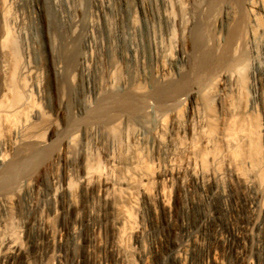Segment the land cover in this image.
Returning <instances> with one entry per match:
<instances>
[{
  "label": "rangeland",
  "instance_id": "374dc122",
  "mask_svg": "<svg viewBox=\"0 0 264 264\" xmlns=\"http://www.w3.org/2000/svg\"><path fill=\"white\" fill-rule=\"evenodd\" d=\"M179 1L8 0L6 2H9L7 4L9 9L7 8L8 10H3V12L0 5V30L5 26L9 32L5 48L7 50H4V58H6L8 66L19 69L18 67L22 63H29L36 67L39 79H42L43 83L46 84L45 89L39 93L36 91L30 93L25 91L26 93H24V90L20 89L18 97L25 98L26 94H30L29 98L32 96V101H39V107L44 111L46 108L43 107L42 102H45L49 109L44 115L46 118L43 116V119L47 122L53 121L59 132V136L49 143L44 157L31 164L27 172L22 175L23 178L18 181L20 182L17 184L18 187L17 185L14 186L16 189L19 188L14 190L16 193L19 192L17 195L19 197L23 194L22 188L26 187H22L25 181H28L29 187L33 185L36 189L38 188L39 195L35 188L26 194L27 197H32L33 202L40 201L39 199L45 192L53 187L55 189L57 186V194L50 205L45 204L42 206L43 208H41V204L38 206L39 208L26 207L27 197L25 195L20 199L16 198L17 201H13V204L5 202L7 205L5 203L0 205L2 207L0 208V238L6 239V241L7 239L11 240L17 248H20V251L12 253L13 256L10 255L4 264H120V256L125 258L124 263L133 264L138 261L136 254H138L137 249L140 243L143 244V247L145 246L144 248L148 251L147 254H150L151 260L153 259L152 262L158 264L161 259L169 260L171 250L183 239L184 226L182 225L197 230L199 221L205 217L207 212H210L211 216L213 215L209 229L212 228L211 226L216 229L218 227V230L223 232L222 234L226 238L225 241L218 239V242L217 237L214 238L216 235L210 231V233H204L202 241L204 238L203 245L206 247L200 249L197 247L193 250L191 254L192 264L206 262L207 248H213L214 245L217 249L221 248L220 250L226 255L230 263L241 264L239 263V256L234 252L236 245L239 244L242 248L245 246V250L241 248L242 251L244 250L243 252H252L258 239L259 242L262 240L260 243L261 250H258L260 253L256 249V252L253 251L252 253L256 256L257 264H264V234L262 232L255 231L252 238L249 234H243L245 240L230 237L231 234H228L231 230L230 226H237L244 233L243 224H246L245 222L248 221L247 218L249 217V207H247L249 197H246V194L249 196L251 190L242 187L228 173L227 161L222 156L224 153L226 154L225 151L228 148L226 143L220 140V133L231 116V123L237 119L234 122L235 126L241 124V126H245V128L243 127L245 131L249 127L247 132H251V134L248 132L251 139L247 140H249L252 153L254 155L257 153V157L259 153L264 155V140L260 130L263 116L259 109V100H255V97L262 91L260 86L263 83L264 70L254 65L255 53L252 51L255 48L252 47L255 35L256 42L264 35V33L260 34V29L262 30L264 27V13L259 11L255 15L256 19L251 18L247 8L248 0ZM165 11L168 12L169 17L164 19L163 12ZM88 22H91L93 26ZM4 23L5 25L2 26ZM10 29L13 31L11 32ZM88 35H92L97 43L93 52H91L92 50L89 51L87 47L86 36ZM196 37L200 38V48L193 46L196 45L194 42ZM262 39L264 40V36ZM207 50L213 59L210 65L205 68L196 66L195 60L202 58ZM90 52L93 55H90ZM89 55L93 56L91 60H89ZM82 57L87 58L84 60L87 69L83 76L79 70ZM160 60H164V69L161 68ZM14 62H17L16 65ZM238 64L240 68L237 66ZM226 69L234 71L235 74L233 75L236 79H233L232 82L235 84L238 80L236 86L239 85V88H242L237 89V91L241 90L238 92L242 93L241 95L237 91L234 92L233 97L236 98H233L230 92H228L229 95L218 93L221 92L220 81H223V74L227 73ZM184 78H187V81L186 84L182 85L181 81ZM181 85L183 89L188 87L200 89L197 100L200 103L199 106L202 107L200 109L204 110L202 112L209 117L210 122L208 123H211L210 126L208 124L207 128L211 140V144H209L211 147H208L210 150H203L197 134L192 136L191 140L199 158L204 157L201 159H204L202 167L210 168L215 165L225 173L223 180L227 185H230H226L227 190L230 191L228 192L229 196L226 200L224 199L226 202L219 196L213 197L208 203L203 201L191 202L187 189L177 182L167 184L169 189L165 187V190L167 189L166 194L169 196H167L168 206L164 208L160 203L158 205L157 201H153L156 200L154 195L155 187H157L155 177L159 163L151 156V148L144 146L143 149L145 150H143L140 145L141 149H138L139 145L133 143L132 136L141 129H147L143 132L149 136V131L153 128L159 115H162L164 122H168L170 105L174 109L177 108V112L180 110L178 115L183 116L182 120H186L189 108L187 101L181 104L168 100L166 102L168 106L161 108L158 99L161 100L164 96L160 99L161 95H152L155 86L160 87L162 95H168L173 93L175 88H180ZM62 95L65 103L57 111L58 98ZM222 95H228L227 98L230 96L233 102L231 101V104L228 105L227 98ZM40 96L43 97L41 103ZM127 98L137 108L135 117L131 118L126 111L124 112L119 108ZM250 103L255 104L256 107L258 104L257 109L259 111L255 107L256 111L253 110V113H249L248 105ZM171 106L170 108H172ZM95 108L97 109L96 116L92 113ZM228 108L233 109L234 113L232 114V110L229 111ZM244 108H247L249 115L245 114L249 117L253 115V118L242 115ZM99 109L100 111H98ZM229 112L232 115H229ZM243 118L245 119L243 120ZM126 122L128 127L125 125ZM125 133L128 134V138H126L127 135L124 136ZM168 133L167 130H164L163 135L166 136L163 137L166 140H172ZM42 136L43 138L45 136L46 140H44L48 141L46 132ZM62 136L74 138L72 139L73 144L68 148L71 157L69 156L66 162L54 159V153L62 147ZM6 139L7 132L0 128V149L6 148ZM125 139H128V142ZM97 140H102L101 142L105 144V147L107 144L114 148V154L119 159L113 167H109L104 160L103 152L97 146ZM111 140H113V144H111ZM84 144H88L92 152V155L90 153L88 157L89 163H93V165L90 163L91 167L94 168L91 170H98L96 172L91 171L92 177L90 179L92 180L88 178L89 183L82 182L80 178L83 158L81 149ZM99 147L101 146L99 145ZM217 152L222 154L217 156ZM213 154L217 157L215 162L212 161ZM200 155L202 156L200 157ZM220 156L223 157V161ZM258 159L263 164H261L262 162L257 163L259 165L257 168L261 169L257 172V178L259 176L257 180L263 185L264 157ZM93 161H98L99 164ZM136 162L140 164V167L144 165L150 169L151 166L150 171H154L153 174H155L154 179L145 183L149 193L147 198L138 190V185L141 182L140 170L138 168L133 170L129 167L125 169V172H122L120 169V163L134 164ZM147 162L148 165H146ZM242 164H240L242 171L247 173L248 167ZM147 168L143 169L148 170ZM1 169L0 166V171ZM97 174L106 175L105 177L110 178L109 180L113 182L114 186L109 185L106 189L102 187L98 183ZM52 176L53 178H51ZM119 180H123L121 185L118 183ZM68 181H70V186ZM62 186L65 187V190ZM14 191L9 190V193H7L8 191L5 193L10 196ZM16 193L14 192L15 195ZM149 201L154 203L151 204ZM233 202L237 203L238 207L236 206L237 209L233 210L236 211L235 213H230L225 210V203ZM46 206L50 207L49 214ZM40 212L45 215L44 222L46 224L31 226L27 223L32 216ZM228 219L233 221L232 225H228ZM230 220L229 223L232 222ZM1 242L3 241L1 240ZM1 245L2 243H0ZM161 255L162 258H160Z\"/></svg>",
  "mask_w": 264,
  "mask_h": 264
},
{
  "label": "bare ground",
  "instance_id": "6f19581e",
  "mask_svg": "<svg viewBox=\"0 0 264 264\" xmlns=\"http://www.w3.org/2000/svg\"><path fill=\"white\" fill-rule=\"evenodd\" d=\"M6 1H8V0H0V5H1L2 12H3V10H6L8 8V5L7 4H9V2L7 3ZM9 1H11V0H9ZM179 2H182V1L180 0ZM102 4H103V2H102ZM170 7H172V6H170ZM247 8H248L249 16L254 19L255 18V15L258 14L259 11H261V12L264 13V0H248V2H247ZM170 11H172V10H170ZM4 13L6 14L5 11H4ZM163 14H164L163 15L164 16L163 17L164 19L169 17L167 15L168 12L165 11V12H163ZM169 14H170V12H169ZM171 14H173V13H171ZM7 15H9V14H7ZM4 20L7 21L6 19H4ZM172 21H173V19H172ZM91 22L90 23L88 22V23L90 25H92ZM3 25H5V23L2 24V26ZM260 25H262V24H260ZM4 27L5 26H3L2 30H0V126H1L0 128H3L4 131L7 132V139L5 140V147L6 148L0 149V166L2 167V169L0 171V205L1 204L3 205V203H5V202L12 203L15 200L17 201L16 198H19L20 199V197H22L23 195H25L27 197L26 194L29 191H31V189H34L35 188L33 185H31L33 187L30 188L31 186L30 187L28 186V181L27 182L25 181L24 182V185H23L22 184L23 181H22V183H21L22 184V187L23 186H26L25 188H22L24 190L22 196L21 195H20V197L17 196V195H19V192L17 191V193H16V191H14V190H18L19 189V188L16 189L15 187H16L17 184L20 183L18 181L21 178H23L22 175H24L25 172H27L29 166H31V164H34L35 161H38L41 158H43L44 155H45V153H46V151H47V148H48L49 143H51L54 138H57L59 136V132H58V130L56 128V124L54 125L53 121L51 122V121L48 120L49 122H47L46 120L43 119V116L46 115V112L49 109V106L45 102H42L43 97L40 96L39 99H40V103L42 102L43 107L46 108L45 111L42 110L39 107L40 106L39 103H38L39 101L38 102H36V100H35V102H34V100L32 101L31 100V97L32 96L29 98V95L30 94L29 95L26 94V96H28V97L25 96V98L18 97V93L20 92L19 91L20 89L24 90V93H26L25 91H29V93L32 92V91H36L37 93H39V92L43 91V89H45V85L46 84L43 83L44 81L42 79H39L38 71H37L36 67L33 66V65H31V64H29V63H26V64L22 63V65L18 67L19 69H17V67L15 69V68H12V67H9L8 66V62H6V58H4L5 57L4 56L5 55L4 54V50L6 48V41H7V38L9 37L8 36L9 32L7 31L8 30L7 27H5V28ZM183 30H185V29H183ZM10 31H11V29H10ZM260 31H261L260 34L262 35V33H264V27H263L262 30L260 29ZM198 32H199V30H198ZM254 35H255V32H254ZM257 36H258V34H257ZM263 36H261V38H259L260 37V35H259V37H258L259 38V41L258 42L255 41L256 35H255V37L253 36L254 37L253 38V45L252 44L251 45H252V47L253 46L255 47V48H253L254 50L252 49V51H254V53H255V56L253 58L254 59V62H253L254 65L256 67H259V68H261V69L264 70V40L262 39ZM86 37H87V47H88V50L89 51L92 50L91 52H93V49L96 48L95 47L96 44H97L96 43V40H95V38H93L92 35H88ZM194 42L196 43V45H193V46L194 47L197 46V47L200 48V43H201L200 38L199 37H196V41H194ZM157 45L159 46V44H157ZM246 48H248V47H246ZM250 48H251V46H250ZM204 51H206V50H204ZM91 52H90V55L92 54ZM160 52H162V51L160 50ZM165 52H166V50H165ZM162 54H163V52H162ZM165 54H167V53H165ZM204 54L205 55H203L202 58L200 57V59L195 60L196 61V66L205 68V67H207V66L210 65L211 60H213V59H211L212 58L211 53L207 50V52H205ZM156 55H157V53H156ZM172 56H173V54H172ZM136 57H135V60H136ZM82 58H83V60H81V62L79 64V70H80L81 75L83 76V74L85 73V71L87 69L86 68L87 66H86V63L84 62V60L85 59L87 60V58H85V57H82ZM92 58H93V56H90L89 57V60H91ZM251 58H252V55H251ZM156 59H157V57H156ZM169 59H170V57H169ZM164 60H166L165 57H164ZM163 61L162 60L159 61L160 64H161V68L162 69H164V67H165V66H163L164 65L163 64ZM167 61H168V59H167ZM16 63L17 62H14L15 65H16ZM237 66L239 67V64ZM230 70L228 71L226 69L227 73L225 72L223 74V78H222L223 81L222 80L220 81V84H221L220 85V90H221V92L219 91L218 93L219 94L222 93V94H225L226 95V94H228V92H230L231 95H232V97H233V94L235 95L237 89L239 88V85H237L238 87L236 86V82H238V80L235 82V84L232 82V80L233 79H236V78L233 75V74H235L234 71L233 70L230 71ZM237 76H239V75H237ZM186 81H187V78H184L181 81L182 82V85L186 84ZM182 85L180 86V88H175L174 91H173V93L168 94V95H162L160 93V89H159L160 87L158 88V86L157 87L155 86V89L152 91V95H158V96L161 95L160 96V99L164 96V98H162L161 100L158 99V104H160L161 108L162 107L165 108V106L168 104V103H166L168 100H172V102L175 101V103L177 102V103H181V104H182V102L187 101V103L189 105V108H188V113L186 114V116H187L186 120H182L183 119L182 118L183 116L178 115V114H180L179 113L180 110L177 112V108H175L176 109V111H175V109L170 105L172 108H170V106H169V109L168 110H169V113H170L169 114L170 115V119H169V121L167 120L168 122H164L162 115H159L156 118V121H155V124H154L153 128L151 130L149 128L150 131L148 130L149 131V134H148L149 136L146 135V132L145 133L143 132L145 130L147 131V129H145V130H142L141 129V131L137 130L134 134L132 133L133 134L132 141H133L134 144L139 145L137 147L138 149H141V148L143 149L144 146H148V147L151 148V156L156 160V162L159 163V165H158L159 169H157L158 171H156L157 172L156 173V177H155V174H153L154 171H150L151 166H150V169H148L147 166H144L142 164L143 166H141V167L148 169V170H145V169L141 168L140 167V164H138L137 162L134 163V164H132V163L131 164H126V163L122 164V163H120V169H121L122 172H125L126 171L125 169H127L129 167L130 168H133V170H136L137 168L140 170V173H139L140 176H139V178H140L141 182L138 185V190L146 198L149 196V193L147 191V187H145V183H147L150 180L154 179V177L156 178L157 187H155V194H154L156 200H153V201H157L158 202V205L160 203V205L163 206L164 208H165V206H168V202H169L168 201V197L169 196L166 194V190L167 189L165 190V187H167V184L170 185L173 182L174 183L177 182L178 184H180L181 186H183V187H185L187 189L186 191H188V194H189V199H190L189 201H191V202H193V201L194 202L195 201H203V202L208 203V202H210L213 199V197L215 198L216 196L222 197L223 198V201H225L226 198L229 196V193L228 192H230L229 190H227V187H226L227 184L223 180L225 173L222 172L220 169H218L215 165H212V167H210V168L209 167H206L207 169L204 168V167H202V162H203L204 159L203 160H201V159L204 158V157L202 155H200V157L202 156L201 159H200L199 158V155H197V153L195 152L196 149L194 148V143L191 140V137L192 136H195L197 134L196 136L199 137L198 140H200L201 147L204 148L203 149L204 151H206L208 149V147L210 146L209 144H211L210 143L211 140L209 139L208 129H207L208 128V124H209L208 122H210V120H209V117L206 116V114H204L202 112L203 109L202 110L200 109L202 107L199 106L200 103L197 100V95L199 94V90L200 89L198 90V88H196V87H188L187 89H185V88L183 89L182 88L183 87ZM260 88L262 89V91L257 96L258 98L255 97V100H259V109H260V111L262 113V116H263V120H262L263 122H261L262 125L260 127V130L262 131L261 133H262L263 140H264V91H263L264 90L263 89L264 88V79H263V83L261 84ZM239 89H242V88H239ZM240 91H237V93L240 92ZM173 94H175V95L173 96ZM238 94H240V93H238ZM238 94H237V96H238ZM147 95H149V94L147 93ZM228 95L227 96L222 95V96L227 98ZM230 98L231 97L229 96V98H227V100H226L227 103H229L228 105H230L231 104V101H232ZM233 98H236V97H233ZM58 99H59V102H58V105L56 106V110L57 111H59L61 109L63 103H65L64 102L63 95L60 96V98H58ZM132 99H133V97H132ZM126 101H125V103L123 105H121V106L118 105L119 108L122 111H124V112L126 111L131 116V118L132 117H135L136 112H137V108L135 107L134 103L130 102V99L127 98ZM253 103H255V102H253ZM253 103H250V105H248L249 108L247 107L249 109L248 110L249 113L250 112L253 113V110L256 111L255 110V107L256 106H254L255 104H253ZM185 104H186V102H185ZM177 105H179V104H177ZM96 107H98V106H96ZM257 107H258V104H257ZM257 107H256V109H257ZM247 108L246 109L244 108L246 111L245 110L242 111V115L244 114L245 117L247 115H249V114H247ZM230 110H232V114H233L234 113L233 112V109H229V111ZM98 111H100V109ZM257 111H259V110L257 109ZM92 113H93L94 116H96L97 109L95 108V111H92ZM252 113H251V115H252ZM98 114H100V113H98ZM120 114H122V113H120ZM232 114H230V112H229V115H232ZM257 114H258V112H257ZM237 117H238V114H237ZM247 117H249V116H247ZM251 117L253 118V115L250 116L249 118H251ZM101 118H103V117H101ZM104 118H105V116H104ZM230 118H231V116H230ZM230 118L227 121L228 123L226 122L227 124L225 125L224 129H222L223 131L220 133L221 134V139L220 140L221 141H224V143H226L225 145L228 148V149L225 148V149L228 150V152L226 150L225 151L226 154L224 153L222 156L227 161L228 173L230 174V176L234 180H236V182H239L242 187H244L246 189L248 188V189L251 190L249 196H247L248 194H246V197H249L248 206H247V207H249V209H248L249 210V213L247 212L248 215H249V217L247 216L248 217L247 218L248 221L245 222L246 224H243L244 225V228H243L244 229V233L242 231H240L237 228V226H230L231 227V230H229L230 232H228V234H231L230 237L233 236V237H236V238L242 240V239H244L243 238V236H244L243 234H249L251 236L250 238L253 237V234L255 233V231L262 232V234H264V184L262 185L261 183L258 182L259 180H257L259 178V176L257 178V172H259L258 170H261V169L257 168V166H259L257 163L258 162L261 163L263 161V158H261L262 161L259 160L258 158L264 157V155L259 153V156L260 155H262V156H260V157L258 156L257 157V155H256L257 153L255 155L252 153V149L249 147L250 145L248 143V141L251 139L249 137V134H251V132L248 131V132H250L249 134L247 132V130L249 129V127L247 126L248 129L245 131V129H243V127L245 128V126H241V124H238L236 126L234 125V122L237 120L236 118H235L236 120L233 123H231ZM249 118H247V120L250 121ZM244 119L245 118H243V120ZM194 120H195V122H194ZM241 122L243 123L244 121H241ZM245 123H246V121H245ZM258 123H260V122H258ZM210 124H209V126H210ZM125 125H127L126 127H128V123L127 122L125 123ZM256 128H258V127H256ZM137 129H139V128H137ZM251 129H253V128H251ZM135 130H136V128H135ZM164 130H167L169 132L168 134L171 135L170 138L172 137V140H166L163 137V136H166V135H163V131ZM211 131H209V132H211ZM44 132H46V134L48 135V141L49 142L48 141H45L46 140L45 136L43 138L42 134H44ZM126 135H127V137H126ZM124 136L126 138H128V134L125 133ZM212 136H213V133H212ZM72 139H74V138L71 137V136H68V137L62 136L61 137V145H62V147H60L54 153V159L55 160H60V161L62 160L64 162H66L69 159V156L71 157V155H69L70 150L68 148H70L71 144H73L72 143ZM247 139H249V140H247ZM125 140L127 141L128 139H125ZM101 141L102 140H100V141L97 140V146L103 152V157H104V160L106 161L107 165L109 167H113L118 162L117 159H119V158H117L115 156L114 151H113L114 148L112 147V145L110 146V145H107L106 144L107 147H105L104 146L105 144H103ZM112 141L113 140H111V144H113ZM216 141H218V140H216ZM256 143H254V144H256ZM217 144H218V142H217ZM99 145L101 147H99ZM140 145L142 146L141 148H140ZM118 146H119V144H118ZM254 146H256V145H254ZM121 149H123V148H121ZM221 149H222V147H221ZM143 150H145V149H143ZM208 150H210V149H208ZM213 150L215 151V149H213ZM256 152H258V151H256ZM90 153L92 155V152L90 150L89 145L88 144H84L82 146V149H81V154H82L83 158H82V162H81V171H80V178L82 180L81 179L80 180L82 182H88L87 180H89L92 177V175H91L92 172L98 171V170H94V171L91 170V168H92L91 166L93 165V163L90 162V163H92V165H91L89 163V161H88V159H89L88 157L90 156L89 155ZM145 153H147V152H145ZM211 153H213V152H211ZM219 153H218L217 156H219V155L222 154V153L221 154H219ZM208 154H210V153H208ZM214 154H213V157H212V161L213 162H215V159L217 160V157H215L216 154L215 155ZM203 155H204V153H203ZM223 157H221L222 158V161H223ZM90 159H91V157H90ZM152 161H154V160H152ZM222 161H221V163H222ZM97 162H94V163H97ZM216 163L218 164V162H216ZM241 163H243L244 165H246L248 167V172L247 173H244L242 171V169L240 167V164ZM98 164H99V162H98ZM261 164H263V162ZM146 165H148V162H147ZM203 166H204V164H203ZM246 166L244 167L245 169H246ZM244 168H243V170H244ZM92 169H94V168H92ZM101 174H99V175L97 174V179L99 180L98 183L101 184L102 187H105V189H106L107 186H109V185L110 186L111 185L114 186L113 185V182H111V180H109L110 178L105 177L106 175L101 176ZM51 178H53V176ZM260 179L262 180V178H260ZM90 180H92V179H90ZM69 182L70 181H68V185H69ZM118 183L121 185L123 183V180H119ZM227 186H230V185H227ZM17 187H18V185H17ZM37 187H39V186H37ZM56 188H57V186H56ZM56 188L54 189V187H53L52 189L49 188L50 190H48L47 192L44 191L45 193L43 194L42 198L41 199L38 198L40 201H35L34 200L35 202H33L32 197H29L28 196L27 197V200H26V207L28 206L30 208H32V207L35 208V207H38L41 204V208H43L42 206H45V204H49L50 205V203L54 200V198H55V196L57 194L56 193V191H57ZM62 188H63V186H62ZM9 190H11V191L13 190L16 193V195L14 194V192H12V194H10V196H12V197H10L9 194L7 196V193H9ZM36 190H37V193L39 195L40 194L39 189L37 188ZM5 192H7V193H5ZM59 192H61V191H59ZM150 200H151V198H150ZM149 202H151V201H149ZM133 203H135V202H133ZM152 203H154V202H151V204ZM5 204L7 205V203H5ZM226 204L227 203H225V207L224 208H225V210H227L230 213L231 212L233 213L234 212L233 210L234 209L235 210L237 209L236 206L238 207V205H236L237 203H235V202L228 203L227 205ZM0 208H2V207L0 206ZM49 209H50V207H47L48 214H49V211H50ZM7 211H10V210H7ZM41 212L39 214L37 213V215L32 216V218H30V220L27 223H29L31 226H35L36 224H41L42 225L43 223L46 224L44 222L45 221V215L44 214H41ZM207 213L204 215L205 217L203 219H201L199 221L198 225H197V227H198V229L200 231H197L198 229L197 230L196 229L193 230V228L191 229L190 226L188 227L186 225H182V226H184L183 227V229H184L183 230L184 231V237L171 250V252L169 254V260L167 259L168 260L167 261V260L161 259L159 262L158 261H156V262H158V264H192L191 254H192L193 250L195 248H197V247H199V249L200 248H204V246H205V245H203L204 244L203 243L204 238H203V241H202V237H204L203 236L204 233L209 232V231L211 233H213V235H216V236H214V238L217 237V241H218V239H220L221 241H225L226 236H224L222 234L223 232L221 233V231L218 230V227L216 229L214 226H211L212 228L209 229V227H210L209 226L210 225V220H211V217L213 215L211 216V213L210 212H207ZM13 216H14V214H13ZM227 216L229 218V215H227ZM231 217H234V216H231ZM231 217H230V219H231ZM213 219H214V217H213ZM230 219H228V225H230V224L232 225V223H233V221L230 220ZM26 220H24V221H26ZM229 220L232 221V222L229 223ZM8 227H10V226H8ZM238 227H239V225H238ZM131 228H133V227H131ZM137 229H136V231H139ZM217 230H218V232H217ZM245 237H246V235H245ZM247 237H248V235H247ZM255 239H257V238H255ZM1 240L3 242H1ZM1 240H0V243H2V245H1L2 246V249H0L1 250L0 251V264H4L9 259V256L10 255L13 256V254L15 252L20 251L19 250L20 248H17L15 246V244H13V242L11 240H8L7 239V241H6V239L3 240V238ZM227 241H228V237H227ZM238 241H240V240H238ZM259 241L260 240L258 239V242H256L254 244V246L252 245L254 247V249L252 250V252L253 251L256 252L255 249L257 251L258 250H261L260 249V243L262 242V240H261V242H259ZM138 243H140V242H138ZM138 245H139V247L137 249L138 250V254H136L138 261H137V263H133V264H152L153 263L152 262L153 259L151 260L150 254H147L148 251H146V249L144 248L145 246L143 247L142 246L143 244L141 245V243L138 244ZM242 245H243V243H242ZM1 246H0V248H1ZM214 246H213V248H209V247H208L209 249L207 248V252H206V254H207V256H206L207 257V261L204 262V263H202V264H232V263H230V261L227 260L226 255L223 254L222 250H220L221 248L220 249L219 248L217 249ZM238 246H239V244H238ZM238 246L236 245V248L234 249L235 250L234 252H236V255L239 256L238 257L239 263H241V264H257L256 256H254V254L252 252H250V251L249 252H243L246 249V248H244L245 246L243 245L244 246L243 247L244 248L243 251L241 250V248H242L241 245L239 247ZM157 251H158V249H157ZM263 257H264V254H263ZM160 258H162V255H161ZM124 259H123L122 256H120V262L119 263L120 264H125V263L127 264V262H125V263L123 262ZM130 259L132 260V258H130ZM255 260H256V262H255ZM24 262H26V261H24ZM130 264H132V263H130ZM155 264H157V263H155Z\"/></svg>",
  "mask_w": 264,
  "mask_h": 264
}]
</instances>
